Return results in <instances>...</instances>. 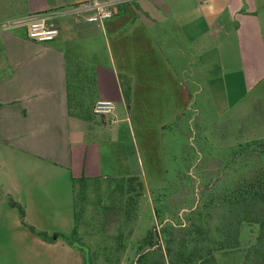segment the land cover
<instances>
[{
    "label": "crops",
    "instance_id": "0c3cea01",
    "mask_svg": "<svg viewBox=\"0 0 264 264\" xmlns=\"http://www.w3.org/2000/svg\"><path fill=\"white\" fill-rule=\"evenodd\" d=\"M85 1L0 0V237L14 224L11 200L24 225L52 210L63 234L74 227L78 180L166 178V130L182 114L191 119L187 64L166 45L216 57L233 91L250 90L264 71V0H125L101 22L85 19ZM35 14L59 27L53 39L27 36ZM119 75L131 80L128 104ZM98 98L114 102L111 114L93 112ZM18 253L0 243V264Z\"/></svg>",
    "mask_w": 264,
    "mask_h": 264
},
{
    "label": "rangeland",
    "instance_id": "374dc122",
    "mask_svg": "<svg viewBox=\"0 0 264 264\" xmlns=\"http://www.w3.org/2000/svg\"><path fill=\"white\" fill-rule=\"evenodd\" d=\"M165 49L176 65L187 64L185 71L181 69L190 92V105L184 111L186 116L191 115L186 119L182 114L166 130V178L155 184L144 183L139 175L78 180L75 223L73 214L69 217L74 228L67 227L63 234L60 228L66 227L52 210L46 215H33L34 223L24 216V225L18 208H14V224L10 232L2 233L0 243L19 250L15 264H143L138 255L144 250L152 249L149 254L156 252L167 259L161 236L166 223L187 225L194 220L205 224L211 216L210 225L218 229L216 221L222 220V211L204 213L210 187L232 186L243 172L260 164L247 161L245 165L240 148L246 141L264 137V71L250 90L246 87L241 93L239 89L233 91L234 79L229 78L226 84L216 57L177 56L172 44ZM185 58H189L187 62ZM147 174L152 179L149 169ZM200 211L204 214L199 217ZM153 226L159 231V243L150 247L142 240ZM258 229L255 223L243 222L238 246L214 249L216 263L244 264L246 248L255 242ZM192 243L188 242L189 248Z\"/></svg>",
    "mask_w": 264,
    "mask_h": 264
},
{
    "label": "trees",
    "instance_id": "16d2710c",
    "mask_svg": "<svg viewBox=\"0 0 264 264\" xmlns=\"http://www.w3.org/2000/svg\"><path fill=\"white\" fill-rule=\"evenodd\" d=\"M119 80L128 104L131 89L130 77L119 75ZM240 151L245 165H247V161L260 164L253 170L249 169L247 172H243L240 181L232 186L218 189L210 187V198L206 203L204 213L208 215L211 210L222 211V220L217 219L218 223L216 221L218 229H215L216 225H210L213 218L211 216L205 224L200 222L197 224L194 220H191L187 225L166 223L161 227V236H163L167 248V259L165 260L162 255L156 252L149 254V250H152L149 249L138 255L139 262H143V264H217L214 249L238 246L241 224L250 222L255 223L259 229L255 242L250 243L246 248L244 264H264V163H261L264 162V137L246 141L241 144ZM130 177L138 178V175H130ZM10 203L17 205L21 216H23V208L14 200H11ZM201 209L204 211V206ZM204 213L200 211L199 217ZM75 215L74 212V223ZM29 227L34 231L32 225ZM212 229L216 232L213 233ZM158 232L154 226L149 228L144 234L142 243L150 247L159 243ZM56 236L57 233H53V238ZM64 237L67 239L66 235ZM189 241L193 242L190 248L188 247ZM212 244H216L215 247H212ZM155 250H159V248Z\"/></svg>",
    "mask_w": 264,
    "mask_h": 264
},
{
    "label": "built area",
    "instance_id": "2783aa9c",
    "mask_svg": "<svg viewBox=\"0 0 264 264\" xmlns=\"http://www.w3.org/2000/svg\"><path fill=\"white\" fill-rule=\"evenodd\" d=\"M124 1L125 0H88L83 2L80 6L89 10L85 15L86 20L101 22L115 14L118 11V6ZM19 21V19H7L2 24L10 25L18 23ZM25 21L27 22L26 34L32 39L49 41L58 34L59 27L51 23L43 15L35 14L26 17ZM92 110L98 115L111 114L114 110V102L111 99L98 98L94 102Z\"/></svg>",
    "mask_w": 264,
    "mask_h": 264
}]
</instances>
